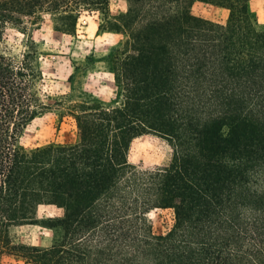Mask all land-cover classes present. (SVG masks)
<instances>
[{
	"label": "trees",
	"instance_id": "1",
	"mask_svg": "<svg viewBox=\"0 0 264 264\" xmlns=\"http://www.w3.org/2000/svg\"><path fill=\"white\" fill-rule=\"evenodd\" d=\"M197 1L227 8V21L194 14ZM251 1L127 0L111 16L110 0H0V259L264 264V27ZM93 13L130 36L111 67L123 102L88 92L52 102L30 25L50 14L75 35ZM11 31L26 38L12 42ZM50 110L72 116L80 140L24 147ZM149 131L173 155L140 169L129 151ZM42 205L63 212L40 217ZM159 208L174 211L165 234L149 217ZM32 224L54 231L50 246L12 240V227Z\"/></svg>",
	"mask_w": 264,
	"mask_h": 264
},
{
	"label": "rangeland",
	"instance_id": "2",
	"mask_svg": "<svg viewBox=\"0 0 264 264\" xmlns=\"http://www.w3.org/2000/svg\"><path fill=\"white\" fill-rule=\"evenodd\" d=\"M127 7L126 0H111L110 14L117 16L119 10ZM251 8L255 12L258 23L264 27V0H252ZM193 13L204 18L225 23L229 10L224 7L197 1L193 5ZM100 24L102 25L100 28ZM30 33L43 51L42 69L44 73V90L54 102L62 94L69 93L79 98L84 92L92 89L94 71L107 67L111 70L113 60L120 56L124 44L130 36L123 29L109 28L106 19L99 14H84L79 21L75 35L61 33L53 29L50 14H44L38 25H30ZM26 36L11 31L12 42L20 43ZM71 76V79H70ZM101 80V79H100ZM113 105L123 102V96L115 87ZM80 140L76 120L72 116L59 118L56 111L50 110L36 118L25 130L21 143L28 149L49 143H76ZM173 155L172 146L155 131H149L135 138L129 151V160L140 169H152L167 165ZM56 206L39 207L40 217L60 215ZM149 217L154 231L158 234L168 232L174 223L173 209H155ZM42 225L14 226L10 230L12 240L27 244L44 242ZM53 231V230H52ZM54 236V231H53ZM0 264H29L22 258L10 254H2Z\"/></svg>",
	"mask_w": 264,
	"mask_h": 264
},
{
	"label": "crops",
	"instance_id": "3",
	"mask_svg": "<svg viewBox=\"0 0 264 264\" xmlns=\"http://www.w3.org/2000/svg\"><path fill=\"white\" fill-rule=\"evenodd\" d=\"M126 3H127V0H126ZM126 10H127V7L122 8V10H119L118 13L125 12ZM93 71L96 77H94V82L92 83V89L89 91V93L106 105L113 104V99H115V96H116L115 87H118L116 84L114 72H112V70L108 69L107 67H103L102 69H96ZM57 208L59 211L63 212L61 208L59 207ZM43 233H44V240H43L44 242H40L36 245L48 247L53 242V234H52L53 231L50 228H45Z\"/></svg>",
	"mask_w": 264,
	"mask_h": 264
}]
</instances>
